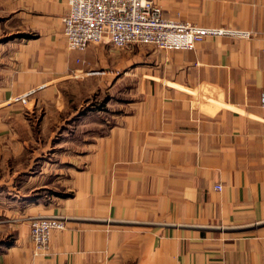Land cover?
Masks as SVG:
<instances>
[{"label":"crops","instance_id":"crops-1","mask_svg":"<svg viewBox=\"0 0 264 264\" xmlns=\"http://www.w3.org/2000/svg\"><path fill=\"white\" fill-rule=\"evenodd\" d=\"M154 1L168 18L247 34L100 57V67L119 71L110 80L123 95L77 142L32 149L51 150L33 156L28 175L46 194L14 203L21 222L9 243L0 153V264H264V0ZM16 2L31 33L0 84V113L24 96L33 108L49 84L92 75L104 49L67 48V0ZM80 110L76 119L90 122L91 111ZM36 214L65 218L42 254L27 224Z\"/></svg>","mask_w":264,"mask_h":264},{"label":"rangeland","instance_id":"rangeland-1","mask_svg":"<svg viewBox=\"0 0 264 264\" xmlns=\"http://www.w3.org/2000/svg\"><path fill=\"white\" fill-rule=\"evenodd\" d=\"M24 19L18 11L16 0H0V84H4L7 76L12 72L16 46L22 41V37L31 33L28 22L26 23ZM99 45H102L104 49L99 51L101 54L97 53L95 55L96 65H91L93 70L90 71L93 72L92 75L88 74L84 78L79 76L57 82L54 85L49 84L44 89L41 87L42 92L39 91L41 102L38 105L31 108L30 103L26 104L28 96H24L18 100L20 103H11L3 108V112L0 113L1 120L6 124V128L0 132V153L6 156L8 178L6 189L8 211L6 237L8 243L16 235V227L21 222V219L19 220L21 214L14 203H19L22 194L36 196L46 194L43 190H35L32 186L33 183L28 180V175L36 167L35 164L31 168L33 156L44 152L40 149H32L50 142L58 145L69 141L77 142L82 137V132L97 127L94 122H99V117H101L99 115H102L103 119L108 117L111 108L109 103L111 97L123 95L121 93L123 86H111L113 81L111 82L110 79L115 77L114 71H119L100 67L99 58L106 57L105 59H109L108 56H121L122 51H127L132 47L115 48L107 42L90 44L89 47ZM143 47L147 46L140 48ZM138 48L135 47L133 53ZM115 50L120 53H114ZM135 77L137 76L135 75ZM54 91H56V96L59 97L57 103L50 101ZM101 104H103V107H101ZM100 107L101 114L95 113V108ZM75 110L82 111V114L90 110L91 115H93L89 119L90 122H81L83 118L76 119L80 113L76 114ZM74 120L76 121L74 126L77 127L73 128L75 132H72L69 126L72 125ZM44 153H51V150ZM23 168L26 172H22ZM61 190L62 188L58 187L56 191Z\"/></svg>","mask_w":264,"mask_h":264},{"label":"built area","instance_id":"built-area-1","mask_svg":"<svg viewBox=\"0 0 264 264\" xmlns=\"http://www.w3.org/2000/svg\"><path fill=\"white\" fill-rule=\"evenodd\" d=\"M61 34L67 48L73 51L101 42L115 48L149 45L164 50H190L206 37L247 32L168 18L154 0H67V11L61 17ZM209 102L219 107L215 101ZM260 105L264 108V89ZM27 224L35 251L42 254L49 248L52 231L65 228V218L36 214L27 217Z\"/></svg>","mask_w":264,"mask_h":264}]
</instances>
